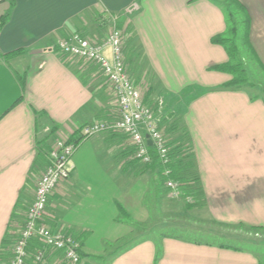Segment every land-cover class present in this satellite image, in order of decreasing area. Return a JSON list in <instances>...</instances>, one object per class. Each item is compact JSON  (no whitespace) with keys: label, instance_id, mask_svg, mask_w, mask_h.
I'll return each instance as SVG.
<instances>
[{"label":"crops","instance_id":"obj_1","mask_svg":"<svg viewBox=\"0 0 264 264\" xmlns=\"http://www.w3.org/2000/svg\"><path fill=\"white\" fill-rule=\"evenodd\" d=\"M213 1L0 0V19L10 13L0 31V264L11 263L5 258L8 237L23 223L46 167L40 151L95 121L113 119V99L97 81L95 66L53 49L76 33L105 40L110 15L118 17L127 54L141 53L163 93L177 97L193 85L202 89L182 117L202 206L187 208L172 224L175 230L140 233L139 224L154 214L169 217V207L157 196L154 174L139 177L125 169L122 145L100 134L81 144L70 180L50 199L46 224L76 238L87 234L80 264H262L238 231L264 233V97L253 96L252 87L225 88L233 76L211 71L229 61L225 48L212 43L228 27L223 6ZM239 1L250 14V46L263 70L264 0ZM134 5L138 9L126 14ZM151 15L156 19H142ZM189 68L195 82L180 79L181 73L192 75ZM45 264L66 262L62 253L50 252Z\"/></svg>","mask_w":264,"mask_h":264},{"label":"built area","instance_id":"obj_2","mask_svg":"<svg viewBox=\"0 0 264 264\" xmlns=\"http://www.w3.org/2000/svg\"><path fill=\"white\" fill-rule=\"evenodd\" d=\"M138 9L129 8L130 15ZM110 30L105 40L73 34L59 41L53 48L61 55L99 67L112 91L118 107V117L95 121L81 129L77 141L56 139L46 152V167L37 181L35 197L23 213V223L15 226L18 234L10 264H45L50 252L62 253L66 264H80L82 243L72 234L54 231L46 224L50 199L68 182L72 175V161L81 144L92 137L107 133H122L134 149L136 159L143 165H152L154 157L163 170L167 189L180 196L182 183L171 179L173 164L169 137L160 128L153 110L144 102L139 88L129 74L125 60V36L118 17L109 16ZM110 52V58L107 56ZM149 141L152 146H149ZM33 240L42 248L31 252Z\"/></svg>","mask_w":264,"mask_h":264},{"label":"rangeland","instance_id":"obj_3","mask_svg":"<svg viewBox=\"0 0 264 264\" xmlns=\"http://www.w3.org/2000/svg\"><path fill=\"white\" fill-rule=\"evenodd\" d=\"M213 1V0H211ZM223 0H218L220 4L219 6H223ZM215 2V1H213ZM216 3V2H215ZM224 8V6H223ZM225 11L226 17H228V14L226 13L225 8L223 9ZM232 13L235 14L236 9L232 8L231 9ZM238 13V12H237ZM235 21L240 22L243 19V16L241 14L235 15ZM160 17L159 14H156V18ZM154 18V16L151 15V17H147L143 20L148 21L149 19ZM154 18V19H156ZM153 19V22H154ZM151 22V21H150ZM154 27V25H152ZM158 31L160 30L161 33L164 32V30L157 29ZM108 32V30H106ZM150 33H155L150 31ZM126 41V40H125ZM151 41V40H150ZM237 45H238V54L240 61L242 63V69L245 71L247 75V79L253 84V87L251 89L252 95L259 98V97H264V71L261 69L259 63L257 62L254 53L252 52V49L249 46L244 45L243 41V26L240 25L239 27V35L237 38ZM127 54L126 47L124 48V53H125V60H126V65L129 71V74L131 72L132 80L136 84V86L139 88V90L142 93L143 100L144 102L153 110V112L156 115V118L158 120L160 128L166 133V135L169 137L170 144L173 145H181L185 151V154H189L191 152V147H190V142L188 141L187 133L184 130L183 122H182V117L183 114H185L186 106L187 104L190 103V101L193 99V95L197 94L199 95L202 92V89L199 88L198 86H191L185 93H180L177 97L173 96H168L165 93L162 92L161 89H159V85L157 83V80L155 79L156 77L151 73L148 72L145 68V66L141 63L140 59L142 57L141 53L135 54L131 53ZM138 57H139V62H138ZM139 63V64H138ZM139 65V66H138ZM95 66V67H94ZM85 67H90L93 68L96 72V79L97 81H100L101 84H106V79L105 76L103 75L102 71L99 69L98 66L93 63H88L85 65ZM190 70V68H189ZM192 75L188 73V77L184 74H179L180 79L185 82H195L198 77L193 75V72L190 70ZM228 74V73H225ZM180 79H175V80H180ZM174 80V79H173ZM172 80V81H173ZM183 84V83H181ZM203 85H201L202 87ZM110 95L113 99V104L111 106L110 113L112 116L111 118H117L118 117V107L116 105L115 97L114 94L112 93L111 90H109ZM150 94V95H149ZM185 111V112H184ZM172 125H176L177 130L175 132H169V128ZM107 135L111 136L112 138H116L118 143L122 145L120 147V150L123 149L122 154L124 155L125 158V169H130L132 168L134 174L138 175L139 177L143 176V174H140L143 169L146 168L145 165L140 163L138 159H136L135 154H134V149L130 145V143L127 141V137L122 135V133H107ZM174 146V145H173ZM172 146V147H173ZM116 150L119 151V149L116 148ZM46 154V153H45ZM75 157V156H74ZM154 177L156 182L158 183L156 192L157 196L161 199H164L166 201L167 206L169 207V217H165L163 219L159 218V215L154 214L152 218L149 220L147 224H139V232L140 230L145 234H154L155 231L161 230V226L165 227L163 230L171 231L175 230V228L172 226V224L176 223L180 219H184V212L187 210V208H190L192 205L195 203H198L201 201V198H194L192 194H189L187 192V189L184 187L185 185L182 183L183 187L181 189V195L180 196H174L166 187L165 183H162L161 179L158 176V172L155 171L153 172ZM194 180V179H193ZM190 186L192 187L194 194H198V191L200 190V187L197 183V181H192L190 182ZM155 192L152 191L150 196L147 197V203L154 198ZM148 206V205H147ZM166 208V206H164ZM163 208V207H162ZM161 208V209H162ZM164 213L166 212V209H162ZM167 223H170V228H167L166 225ZM13 233L8 237V242L9 245H11V251L8 252L5 255V258L12 261L13 258V252H14V246L17 240L18 234ZM139 233V234H140ZM239 240L243 242V237L246 234L247 241H250L249 245H245L247 248L250 250L255 251L257 254H259L262 257V264H264V233L260 232H255V231H250L249 229H243L239 228ZM260 234V236L258 235ZM242 246V245H241Z\"/></svg>","mask_w":264,"mask_h":264},{"label":"trees","instance_id":"obj_4","mask_svg":"<svg viewBox=\"0 0 264 264\" xmlns=\"http://www.w3.org/2000/svg\"><path fill=\"white\" fill-rule=\"evenodd\" d=\"M223 6L228 14L227 21L228 27L225 34L217 35L212 39V43L215 45H219L225 48L228 56L229 61L225 64L215 66L211 68V71L214 72H221V73H228L233 76V79L224 85L225 88H234V87H253V84L247 79V75L245 71L242 69V63L239 58L238 54V45H237V38L239 35V27L240 25L243 26V41L244 45L250 46V30H251V17L247 10V8L239 1V0H223ZM236 9L235 14L232 13L231 9ZM243 16L242 21L237 22L235 21V15L238 13ZM10 13H7L0 19V31L3 26L6 24L7 20L9 19ZM22 51H16L11 53L8 56H14ZM264 71V69H263ZM150 95V94H149ZM82 129V128H81ZM81 129L78 130L71 138V141H77L79 138V134ZM169 132H175L177 130L176 125H172L169 129ZM189 141V139H188ZM45 142V140H44ZM174 145V146H173ZM171 145L172 147V157H173V164L171 165V179L183 183L187 192L192 194L194 198H202V191H198V194H194L192 187L190 186V182L197 181L199 185V178L196 171V165L194 162V155L191 149L189 154H185V151L181 145H175V143ZM40 157L44 158L45 153L43 150L40 151ZM163 168L158 163L157 158L154 157V162L152 165H147L145 169L140 172V174H144L146 172H158V176L161 179L162 183H165V179L163 178ZM194 179V180H193ZM200 187V186H199ZM202 202L199 201L195 203L191 207H201ZM120 213L127 217V214L123 207L119 206ZM87 236V234L83 235V237H77L78 240L81 241ZM42 248V245L38 242V240H33L32 244L29 248V251L34 252L36 249ZM4 255V254H3Z\"/></svg>","mask_w":264,"mask_h":264},{"label":"water","instance_id":"obj_5","mask_svg":"<svg viewBox=\"0 0 264 264\" xmlns=\"http://www.w3.org/2000/svg\"><path fill=\"white\" fill-rule=\"evenodd\" d=\"M149 146H152V142L151 141H149Z\"/></svg>","mask_w":264,"mask_h":264}]
</instances>
